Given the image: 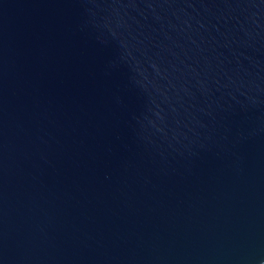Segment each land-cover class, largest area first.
<instances>
[{
	"label": "water",
	"instance_id": "95a60500",
	"mask_svg": "<svg viewBox=\"0 0 264 264\" xmlns=\"http://www.w3.org/2000/svg\"><path fill=\"white\" fill-rule=\"evenodd\" d=\"M0 264H264V0H0Z\"/></svg>",
	"mask_w": 264,
	"mask_h": 264
}]
</instances>
